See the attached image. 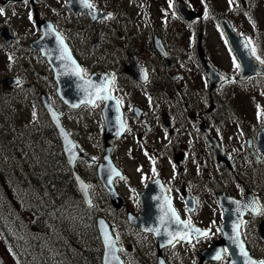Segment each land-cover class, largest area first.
I'll use <instances>...</instances> for the list:
<instances>
[{
    "label": "flooded vegetation",
    "instance_id": "af4514ba",
    "mask_svg": "<svg viewBox=\"0 0 264 264\" xmlns=\"http://www.w3.org/2000/svg\"><path fill=\"white\" fill-rule=\"evenodd\" d=\"M92 4L97 8L96 1ZM178 16L175 14L180 27L170 30L156 29V22L149 21L140 28L123 27L121 32L117 27L109 25L119 22L125 26L126 22L109 11L103 20H91L87 14L79 13L71 15V25H55L79 67L85 70L83 78L93 77L91 86L93 81L98 84L97 79L108 84V92L116 101L111 102L112 111H117V108L121 111L124 132L108 141L111 158L123 172L122 178L113 180L122 199L121 207L113 209L96 173L105 147L100 115L104 100L76 110V113L94 111L96 125L88 126L81 122L80 126L97 134L99 143L95 147L92 137L87 141L73 136L80 150L93 159L88 163L82 157L77 158L76 171L88 184L92 209L96 208V189L103 191L106 206L109 207L107 215L115 227L122 219L128 223V217L139 214V193L148 182L155 179L160 181L161 185L157 184L160 192V201L156 207L158 216H161V201H167L180 220H190L193 225L211 229L209 238L193 239L192 242L186 240V243L175 242L170 247L182 248L189 256L191 253L197 254L212 240L220 237L217 229L222 219L217 207V193H225L236 199L253 193L261 212L256 216L249 213L244 215L239 232L248 253L253 257H263L264 240L260 238L259 224L264 223V186L260 187L261 177L264 182V173L261 176L260 171L264 168V155L257 152L256 159L252 154L251 149L256 150L255 140L251 141L250 147L247 146L248 137L254 133L249 135L238 132L235 137L228 135L227 123L223 122L228 106L221 102L226 98L225 89L220 91V87L205 91L203 85L206 82L207 88V79L203 67L195 58L196 54L191 57V22L181 20ZM157 41L163 45L165 55L155 48L154 43ZM177 51L182 52L185 59L178 61ZM204 51L211 65L221 71L216 58H221L220 54L212 52L208 47ZM233 70L236 71V68L233 67ZM236 76L233 78L236 79ZM229 78L231 82L235 81ZM47 81L49 89L55 93L50 69ZM200 122L205 124L219 147L229 155L231 167L215 163L213 153L199 131ZM122 160L142 164L139 182H135L131 174L120 166ZM162 187L165 194H162ZM213 211L217 220L214 223ZM178 225L175 220L172 221L174 232H178ZM132 230L144 235L135 228ZM223 257H228L227 252L223 253Z\"/></svg>",
    "mask_w": 264,
    "mask_h": 264
},
{
    "label": "rangeland",
    "instance_id": "374dc122",
    "mask_svg": "<svg viewBox=\"0 0 264 264\" xmlns=\"http://www.w3.org/2000/svg\"><path fill=\"white\" fill-rule=\"evenodd\" d=\"M37 1L34 9L40 19H50L56 25L72 24L71 14L65 7L66 0ZM185 1L196 10L207 12L202 22L191 24V42L201 31L203 44H207L212 52L220 54L221 58H218L217 54L215 56L221 69L230 71L233 68V58L228 50L217 44L219 30L215 17L218 14L226 15L231 22L247 21L249 27L244 28L252 32L264 46L263 0H232L231 4L229 0ZM106 5L116 12L119 20L126 22L125 26L119 22L109 25L117 27L121 32L123 27L140 28L149 21L156 22L154 27L160 30L180 27L171 10L170 0H107ZM0 8L4 10L3 14H0V28L7 26L17 37V41L9 46H5L0 39V264H100V257L98 260L96 258L97 244L93 229L76 220L68 210L63 212L59 204L49 210L52 206L50 202L55 200L54 195L47 193L43 184L41 187L40 183L36 184L32 179L35 175L41 176L44 170L47 171L45 169L48 163L47 154L53 150L52 133L40 108L36 84L45 90L54 107L62 114L63 124L68 131L73 136L87 141L92 137L95 147L99 144L97 134L80 126V123L85 122L88 126L95 124L96 114L94 111L84 110L75 113L69 110L49 89L47 81L49 68L46 62L36 51H31L26 46L38 35L28 0L27 3L11 4L6 7L0 4ZM160 15L167 16L166 24L159 21ZM258 18L261 28L256 25ZM75 25H78L77 22ZM259 52L263 54L262 49ZM176 54L178 61L185 59L182 52L177 51ZM12 76L20 77L22 83L16 87L6 86L4 79ZM237 91L240 95L233 98L235 109L245 120L254 118L253 124L256 129L263 121L261 114L258 118V113L264 110V94L258 91L251 97L245 94L247 87L238 88ZM227 123L228 135L235 137L239 132L237 127L229 124L230 121ZM245 127L246 133L249 135L254 133L255 129L250 121H246ZM22 130L23 136L20 134ZM33 133L37 134L34 147L29 148L26 144ZM25 153H29V156ZM34 153L35 161L30 156ZM120 166L131 174L135 182H139L141 163L122 160ZM15 182L19 188L17 206L14 205L16 211L9 205L10 193H13L11 185ZM94 198L96 208L93 215L100 214L110 220L107 215L109 207L106 206L103 191L97 188ZM20 200L29 204L31 214L27 215V211L19 204ZM40 210H45L44 223H41V227L35 226L33 221ZM119 217L122 218L120 215ZM18 220L21 221L18 223ZM28 222L29 228H26ZM116 232L121 246L120 254L125 264H154L155 245L150 237L136 234L124 219L116 225ZM25 233H29L28 238L24 236ZM63 250L68 253L67 263L62 261ZM82 250L92 252V261L81 256ZM163 255L167 264L197 262L196 256H189L188 252L178 247L166 249Z\"/></svg>",
    "mask_w": 264,
    "mask_h": 264
},
{
    "label": "water",
    "instance_id": "95a60500",
    "mask_svg": "<svg viewBox=\"0 0 264 264\" xmlns=\"http://www.w3.org/2000/svg\"><path fill=\"white\" fill-rule=\"evenodd\" d=\"M11 1L21 2L23 0H5L2 4L6 5L8 2ZM33 3L34 0H31V4ZM181 5L182 3H178L177 9L183 17L193 19L195 16H197L192 11H189L187 7ZM67 6L75 14L78 11H83L88 13L93 19L97 17L103 18L105 16L103 13H99L94 9L86 7L83 0H68ZM198 17L200 18L201 16ZM49 25H52L49 21H42V23L40 24V30L42 32V35L39 39L30 44L31 48L38 49L40 51L41 56L44 57L48 61L50 66L53 68L55 73L54 79L57 82V94L65 105L74 109L80 104H92L97 99L96 95L91 96L87 94L86 91L91 94L89 89H86L84 85L78 83V77L75 75L72 67L70 66L72 64L75 65V63H73L74 60L72 58H67L69 56V53L68 51L65 52V47L62 39L54 31L53 26L51 30L49 29ZM219 25L227 39L229 46L235 53V56L237 57L239 64L241 65V73L239 79H245L247 76L252 74L264 75V64H260L258 61L255 60L249 46L245 47V45L247 44L246 40L243 37H239L238 35H236L224 18L219 19ZM0 36L6 44H9L11 41H14L16 39V37L11 34L10 30L7 27H3L0 30ZM198 51L199 59L202 62L205 71L209 77V87H217L227 78L223 77V75L216 73L210 67L204 54L200 50V47H198ZM61 57H64V59H61ZM70 68L72 71H70ZM66 69L69 70V73L71 72V74H69L68 77H62L63 73H66ZM5 83L8 85H16L19 83V79L16 77L7 78L5 80ZM78 89L81 90V93H77ZM100 89L101 88L98 87L97 92H100ZM105 91L107 92V89ZM100 93L101 97L106 96L103 95L102 92ZM39 97L50 122L57 131L58 138L62 145L63 153L65 155L68 165L71 168L75 183L78 189L80 190V195L83 199V202L86 204V206H89L91 202L88 199L86 187L83 182L79 179L78 175L75 173L74 170L75 160L82 153L78 150L75 142L71 139L65 128L62 126L60 116L57 111L53 108L52 104L49 101V98L43 92L40 93ZM89 101L93 102L90 103ZM107 101L108 99H106L105 107L102 109V118L105 124V140H108L112 137L111 133H116L117 131H121L122 129L121 117L118 116L119 120H117L116 118L113 120V113L108 108ZM258 134V143L260 145H264V127L260 129ZM97 174L100 181L104 185L108 195L110 196L114 207H120L121 200L115 193L111 181L113 177L120 176L121 173L112 164L109 157L108 147H106V154L103 158V162L98 165ZM107 174L110 177V180L106 179ZM147 189L148 185L146 186L145 191H147ZM218 203L220 206H223L224 212L227 215L232 209H235L237 211V208H239V211L237 212H240L242 209L241 206L237 204L233 206L223 202L222 196L220 195H218ZM243 211L246 210L243 209ZM144 218L149 220L148 222H150V225H148L147 223H143L145 221ZM95 223L102 244L101 264H124L118 254L119 247L117 246L116 237L113 233L112 226L103 217H97ZM129 223L133 226L139 227L143 232L151 233L154 236L157 244V251L159 253L158 264H161L163 260L160 255V250L165 245H169L168 240L171 239V236L169 235L170 233L165 236L160 233V230L163 229V226H157L153 223L152 210L146 208L145 205H142L141 215L139 217L129 218ZM157 229L159 230V234H157ZM226 243L232 252V256L228 264H233V261H235L236 264H244L246 258L240 255V238L234 239V235H232L227 239ZM217 253H219L218 245H212L201 253L200 259L202 260L204 258L205 261L218 260L215 259ZM163 264L165 263L163 262Z\"/></svg>",
    "mask_w": 264,
    "mask_h": 264
},
{
    "label": "trees",
    "instance_id": "16d2710c",
    "mask_svg": "<svg viewBox=\"0 0 264 264\" xmlns=\"http://www.w3.org/2000/svg\"><path fill=\"white\" fill-rule=\"evenodd\" d=\"M45 118V117H44ZM45 123L49 129V124L47 122V120L45 119ZM27 131V130H25ZM24 130L21 131V136H23ZM35 133L31 134L29 136V143L26 144V146H28L29 148H33L34 146V140H35ZM55 144L56 141L53 139V141L51 142V147L53 148V150L50 152V154H47V166L45 167V169H47V171L44 170L43 174L41 176H33V181L34 183L42 184L44 185L45 191L47 193L53 194L55 197L54 201H51L50 203H52V206L49 208V210H51L55 205L59 204L60 207L63 208V212L65 211H69V213L71 215H74L76 220H78L79 222H84L86 225H88L90 228L93 229L94 231V227H93V221L92 218L89 214V211L84 209L80 203L77 202V194L75 193V190L73 188V184L72 181L70 179L69 173L65 170V171H59L58 168V159H59V155H57L56 150H55ZM26 155L29 156V153H25ZM30 156L33 158V160L35 161V156L36 153L34 154H30ZM58 157V159H57ZM58 172V173H55ZM4 174H7L6 172L3 171ZM16 181V180H14ZM11 190L13 191V193H10V201H9V205L10 207L14 210V205L17 206L16 201L17 199V193H19V188H18V184L12 183L11 185ZM56 195V196H55ZM8 203V202H7ZM19 204L21 206L24 207V209L27 211V215H29V213L31 214V212H29V204L28 203H24L22 200H20ZM43 208H47L46 206H43ZM44 218H45V210H40L37 215L33 218L34 221V225L35 226H40L41 227V223H44ZM21 220H18V223ZM26 228H29V222L25 225ZM29 233H25L24 236L26 238L29 237L28 235ZM94 239L96 241L97 244V250H96V258L97 260L100 257L101 254V250L97 241V238L95 237L94 234ZM92 252H90L89 250H82L81 251V256L83 258L87 257L92 261ZM62 261L64 263H67V261H69V257H68V253L67 251L63 250L62 251ZM74 264V263H72Z\"/></svg>",
    "mask_w": 264,
    "mask_h": 264
},
{
    "label": "snow or ice",
    "instance_id": "6c2138e0",
    "mask_svg": "<svg viewBox=\"0 0 264 264\" xmlns=\"http://www.w3.org/2000/svg\"><path fill=\"white\" fill-rule=\"evenodd\" d=\"M25 3H27V0H24ZM83 2L85 3V6L86 7H89V8H92L93 5L88 3V0H83ZM229 3L231 4L232 3V0H229ZM4 10L3 8H0V14H3ZM31 18V16H30ZM49 29L51 30L52 28V25H49L48 26ZM62 43V41H61ZM252 44V41L251 39L249 38L248 39V43L245 45V47H248L249 45ZM65 52H67V49L65 48ZM251 52L253 54V56H255V59L258 60L260 62V64H264V59H261L260 56L256 55V48L253 46L251 48ZM68 59H71L70 55L67 57ZM61 59H64V57H61ZM74 63V61H73ZM233 64H234V67L236 69H239L241 67L240 64L236 63V58L233 57ZM85 72L84 69L82 68H79V66H77V71H76V74L77 75H80V73H83ZM83 78V77H81ZM147 78L146 74H145V79ZM100 92H103L105 91L104 88H101L99 90ZM97 99H111L110 96H104V97H101L99 94H97L96 96ZM90 103H92L93 101H89ZM260 116V113H258V118ZM153 171H155V169H153ZM86 187V186H85ZM237 204H239V201L236 202ZM247 207V206H246ZM169 211H171V214H172V217L175 218V222L178 223V224H183L185 228L189 229L188 232H185L183 235H180L179 233H176V234H169L171 236V239L168 240V243L171 244L173 242V240H176L177 238H179L180 240H189V242L191 241V238H192V235L193 233L197 236V237H204V238H209L210 236V232H211V229H208V230H201L199 228H195L192 224H191V221H182L180 220L178 214L176 213L175 209H172L171 208V205L169 204ZM237 211H239V208H237ZM252 211L257 213V214H260L261 212V207L259 206H256L255 205V202H253V208H252ZM246 223V222H245ZM239 229H240V224H235L233 226V232H234V239H238L239 236H240V232H239ZM157 234H159V230L157 229ZM217 231H221V229H217ZM225 252H227L228 250L227 249H224ZM240 255L242 257H245V262L244 264H264V260H261V261H255V260H252L249 256H248V252L246 251V249L244 248L243 246V243L241 242L240 244ZM221 256H220V253H217L215 259H220ZM161 264H163V262H161ZM233 264H236L235 261H233Z\"/></svg>",
    "mask_w": 264,
    "mask_h": 264
}]
</instances>
